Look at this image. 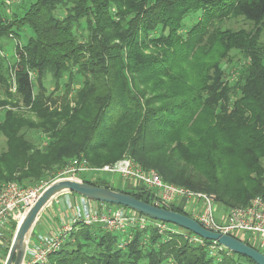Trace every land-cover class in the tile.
I'll list each match as a JSON object with an SVG mask.
<instances>
[{"label": "trees", "instance_id": "1", "mask_svg": "<svg viewBox=\"0 0 264 264\" xmlns=\"http://www.w3.org/2000/svg\"><path fill=\"white\" fill-rule=\"evenodd\" d=\"M19 2L0 0V9L14 7L0 10V37L16 41L12 64L0 61V85L8 89L10 71L18 97L0 105L21 100L30 114L6 109L0 117V188L52 180L75 158L101 167L129 157L166 183L215 194L224 207L264 199V0ZM239 19L243 26L223 28ZM48 100L62 110L50 111ZM79 178L154 204L155 190L142 184ZM167 207L192 217L182 204ZM177 227L168 235L131 227L121 248L124 233L78 222L48 264H256L225 247L211 254V240L190 242L193 233ZM15 228L9 223L0 243L4 258Z\"/></svg>", "mask_w": 264, "mask_h": 264}, {"label": "built area", "instance_id": "2", "mask_svg": "<svg viewBox=\"0 0 264 264\" xmlns=\"http://www.w3.org/2000/svg\"><path fill=\"white\" fill-rule=\"evenodd\" d=\"M88 172L93 173V177L117 174L126 180H133L135 187L142 184L153 189L155 190L153 201L158 206L169 203L179 205L184 201L186 205L183 206V209L192 214V218L204 228L247 239L264 254V199L260 196L251 198L244 206L224 207L219 204L215 194L166 183L157 172L152 169H143L129 157L101 167H91L85 159L75 158L59 169L52 180L61 177L80 179L81 174ZM52 180L31 187H26L15 181H9L1 186L0 243L8 232L9 223L14 222L17 226L39 193ZM79 197L78 202L69 204L72 217L63 221L55 234L37 235L31 244L28 243L21 264H48L49 255L62 246L78 222L85 225L99 224L105 231L124 233L126 238L121 239L118 244L121 248L131 240L132 236L128 234L131 227L144 229L148 225H152L158 233L167 235L182 232L175 224L151 219L125 206L98 202L80 195ZM223 208L224 211H222ZM185 238L190 242H203V238L194 233L185 234ZM211 241L209 244L211 254H215L223 248L217 241Z\"/></svg>", "mask_w": 264, "mask_h": 264}, {"label": "water", "instance_id": "3", "mask_svg": "<svg viewBox=\"0 0 264 264\" xmlns=\"http://www.w3.org/2000/svg\"><path fill=\"white\" fill-rule=\"evenodd\" d=\"M75 193L98 202L125 206L154 220L180 226L200 237L215 240L226 249L246 256L256 264H264V254L230 234L214 232L201 226L194 218L173 211L167 205L158 206L116 189L96 186L81 179L61 177L52 180L38 195L17 224L3 264H21L25 257L34 226L48 204L63 193Z\"/></svg>", "mask_w": 264, "mask_h": 264}, {"label": "rangeland", "instance_id": "4", "mask_svg": "<svg viewBox=\"0 0 264 264\" xmlns=\"http://www.w3.org/2000/svg\"><path fill=\"white\" fill-rule=\"evenodd\" d=\"M19 1L21 3H27L29 0H11V2H14V3H18ZM12 7H13V5L9 6V5L3 4V7L0 10L2 12L3 11L10 12L12 10ZM200 16H201V12H199V11L191 12L190 14H188L183 20V25H184L183 32H185L189 27H191L199 19ZM244 24H245L244 20H242V19L233 20L231 22L225 23L223 25V28H225V27L239 28L240 26H243ZM261 40L264 41V36H262ZM18 41L23 43L22 39H18ZM15 42L16 41H15L14 37L10 38V39H8L6 37H0V45H1L0 46V61L3 60L8 65H9V63H10V65L12 64V62H13L12 57L14 55V44H15ZM236 58H238V56H236ZM14 78H15V76L9 71V73L7 74L8 89H6L5 87H1L2 85H0V99L12 100L13 103H14V99L18 100V97L16 95V87H15V83H14ZM47 86H49V89L52 90L53 89L52 81H50V82L48 81ZM60 91L62 92V89ZM8 92H10V94L12 95L11 97L8 96ZM46 105L49 107L50 111L55 110V111L59 112L62 110V105H61L60 100H57L56 102H52V101L48 100ZM71 105H73L72 102H71ZM29 108L30 107L25 106L21 100L18 102L17 105H13V106L10 104L0 105V117H2V113L6 109H11L12 111H17V110L22 109V111H24L26 114H30V112H28ZM28 136L29 137H36L33 133H30ZM38 139L35 138L34 140L39 141ZM4 148H5V138L0 133V149H4ZM50 173H54V171L47 172V174H50ZM103 176L108 178L109 180L114 181V182L120 181V177L117 174H103ZM50 177H51V175L49 177H47V176L42 177L39 180H36L32 183L25 181V182H23V184L27 185L26 187H31V186H34V185L39 184V183L49 182ZM183 187H185V186H183ZM222 211H224V208L222 209ZM4 260H5V258L2 255V251H0V263L2 264L4 262Z\"/></svg>", "mask_w": 264, "mask_h": 264}, {"label": "crops", "instance_id": "5", "mask_svg": "<svg viewBox=\"0 0 264 264\" xmlns=\"http://www.w3.org/2000/svg\"><path fill=\"white\" fill-rule=\"evenodd\" d=\"M120 177V176H119ZM115 186L122 189L136 188L133 180L124 179L120 177V181L114 182ZM140 184H138L139 186ZM137 186V187H138ZM80 200L79 195L75 193H63L53 199L48 206L44 209L36 222L33 232L29 239V244L35 240L37 235H53L57 232L59 227L63 224V221L69 220L72 217V211L69 208V204H75ZM186 205L182 202V207Z\"/></svg>", "mask_w": 264, "mask_h": 264}]
</instances>
